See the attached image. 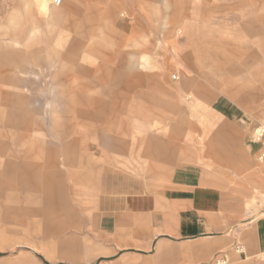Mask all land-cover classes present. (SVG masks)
I'll return each instance as SVG.
<instances>
[{
	"label": "rangeland",
	"instance_id": "rangeland-1",
	"mask_svg": "<svg viewBox=\"0 0 264 264\" xmlns=\"http://www.w3.org/2000/svg\"><path fill=\"white\" fill-rule=\"evenodd\" d=\"M47 2L65 28L33 0H0V262L162 263L99 260L115 250L92 227L107 171L157 191L193 168L237 227L264 209V148L249 146L264 123V0Z\"/></svg>",
	"mask_w": 264,
	"mask_h": 264
},
{
	"label": "crops",
	"instance_id": "crops-1",
	"mask_svg": "<svg viewBox=\"0 0 264 264\" xmlns=\"http://www.w3.org/2000/svg\"><path fill=\"white\" fill-rule=\"evenodd\" d=\"M33 2L39 14L52 23L65 28L71 19L63 11L55 15L47 0ZM53 54L56 49L51 46L45 56L47 67L53 66L50 65ZM123 78L117 71L113 83L128 88ZM256 92L253 89L249 93ZM249 146L258 147L251 142ZM101 185L92 227L106 232L115 249L100 255L101 262L152 255L162 260L159 264H213L215 257L226 259V264H253L254 256L264 251V209L237 227L235 214L229 215L225 209L223 188L204 181L193 168L187 174L177 172L173 182L163 190L155 191L147 180L125 171L105 172ZM254 193H261L264 200V193L257 188ZM245 224L253 228L240 230ZM238 244L243 252L237 251ZM70 259L78 263L89 258Z\"/></svg>",
	"mask_w": 264,
	"mask_h": 264
},
{
	"label": "built area",
	"instance_id": "built-area-1",
	"mask_svg": "<svg viewBox=\"0 0 264 264\" xmlns=\"http://www.w3.org/2000/svg\"><path fill=\"white\" fill-rule=\"evenodd\" d=\"M50 3L54 6H61L65 0H49ZM173 79H179L177 74L173 75ZM250 142L255 145H261L264 148V123L255 127L252 131V135L250 138ZM259 159L264 160V151L259 154ZM237 251L243 252V247L241 245H237ZM227 260L222 257H215L213 260V264H226ZM253 264H264V251L259 252L254 256Z\"/></svg>",
	"mask_w": 264,
	"mask_h": 264
}]
</instances>
